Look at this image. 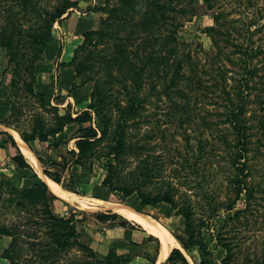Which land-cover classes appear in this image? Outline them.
<instances>
[{
    "label": "rangeland",
    "instance_id": "374dc122",
    "mask_svg": "<svg viewBox=\"0 0 264 264\" xmlns=\"http://www.w3.org/2000/svg\"><path fill=\"white\" fill-rule=\"evenodd\" d=\"M78 1L70 14L66 13L62 21L54 25V37L34 67V91L29 85L30 75L26 81L16 76L8 62L6 47L0 46V128L8 127L22 138L27 136L30 140L27 143L37 159L44 157L43 161L38 159V166L22 170L11 159L17 147H0V178H10L26 186L34 180L33 171L43 177L45 167H49L61 175L59 186L78 199L71 201L56 193L59 199L55 201V213L73 216L78 230L76 240L69 250L60 253L57 264H69L78 258L96 264L109 250H112V263L122 259L124 264H151L163 247L156 235L151 236L149 245L136 243L121 249L109 245L111 236L124 234L115 224L127 219L132 226L143 227L109 203H124L134 211L161 221L176 239L188 237L185 217L171 202L160 200L145 204L137 191L121 199L120 191H111L102 185L120 115L116 103L125 105L129 96L124 91L119 92L116 61L110 58L111 41L96 30L107 15L104 9L117 4L118 0ZM10 2L13 5L12 0ZM55 2L51 0L49 6ZM194 6L196 13L178 30L179 52L184 60L182 77L167 89V94L164 87L170 82L171 72L165 75L159 69L153 78L147 77L148 81L155 80V86L146 82L139 92L147 99L142 122L137 128H126L137 132L136 136L145 137L143 141L148 149L144 152L156 163V184L160 178L174 177L179 187L177 197L193 201L192 223L197 231L190 250L185 249L192 264L194 260H201L203 251L210 264H264L261 252L264 246V103L258 100L259 94L264 96V80L257 81L256 75L257 84H252L250 100L246 103L248 135L247 148L243 150L236 142L235 129L226 115L228 99L223 89L234 83L230 77L224 79L226 68L233 70L227 75L239 79L244 73L243 65L237 60V53H233L235 58L231 60L221 51L224 46V51L236 48L224 30L222 33L206 31L208 26L216 25L214 15H218L220 25L226 29L231 27L234 41L257 47L260 53L250 63L260 67L259 75L264 73V0H194ZM190 52L191 58L188 57ZM85 109L91 111L90 120L67 124L64 134L57 136L58 140L48 133L57 124L58 113L76 115ZM80 126H94L99 135L102 134L99 141L82 153L76 145L78 136L83 133ZM8 139V134L1 133L0 146ZM239 151L244 152L240 162L244 161L247 168L242 177L249 187L240 193L236 182L239 170L235 164ZM149 164L153 166L151 161ZM157 188L153 182L146 187L152 191ZM207 192L213 195V205L218 207L213 217H210L212 209ZM96 211L119 215L103 221L96 217ZM10 242V236H0V264H12L4 253ZM25 244L18 252L19 263L38 264L39 251ZM227 252L230 256L225 262Z\"/></svg>",
    "mask_w": 264,
    "mask_h": 264
},
{
    "label": "trees",
    "instance_id": "16d2710c",
    "mask_svg": "<svg viewBox=\"0 0 264 264\" xmlns=\"http://www.w3.org/2000/svg\"><path fill=\"white\" fill-rule=\"evenodd\" d=\"M3 1L0 0V14H2L0 18V46L6 47L8 62L13 66L16 76H20L26 81L30 75L29 85L34 91V67L54 37V25L57 21H62L66 13L70 14L79 1L56 0L51 7L49 6L51 0L45 3L41 0H12L13 5L10 4V0ZM102 9L104 8L102 7ZM104 11L107 12V15L96 32H99L102 37L108 36L111 41L109 43L113 52L110 58L116 61L115 77L120 86L119 92L124 91L129 97L125 105L119 101L116 103L120 115L117 118L116 130L108 152L111 159L106 164L102 185L111 191H120L121 199H126L137 191L141 196V201L145 204H155L160 200L173 203L185 217V228L188 234V237L178 236V239L185 249L190 250L191 241H194L197 231L192 223L193 201L190 198L180 199L177 197L179 187L175 185L174 177L166 178V180L160 178L156 184L154 181V177L157 176L154 172L156 163L144 152L145 149H148L143 141L145 137L143 135L136 136L137 132L128 131L126 127L137 128L142 122L144 101L147 99L145 94L139 95V92L146 82L155 86V80L149 79L150 81H148L147 77L153 78L159 69H162L165 75L171 72L170 82L165 83L164 87L166 94L167 89L171 85L177 84L182 77L181 70L184 60L183 55L179 52L178 30L182 28L186 20L196 13L194 0H118L117 4L106 7ZM214 19L216 25L208 26L206 31L216 30L222 33L224 30V33L228 35L229 42L234 43L236 48L224 51L225 46L222 48L218 45V47L222 48L221 51L227 54L226 58L231 60L235 58L232 57L233 53H237V60L243 65L244 73L239 79L234 75H227L233 70L230 67L226 68L224 79L230 77L234 83L230 84V88L224 86L223 89L228 99L227 118L231 120V126L235 129L237 144L244 150L247 148L246 137L248 135L246 103L250 100L252 84H257L254 81L256 75L258 74L257 81L260 78L264 80V73L259 75L260 67L252 66L250 63L260 51H257V47L252 44L245 45L243 42L234 41L231 27L228 26L226 29L225 26L220 25L218 15H214ZM184 54L186 55V53ZM188 57L191 58V52ZM199 80L202 79L199 78ZM199 85L202 86L201 83ZM262 91L264 92V87ZM41 96L45 100V96L43 94ZM258 100L264 103V96L259 94ZM91 118L90 109H85L76 115L71 112L58 113V122L48 130V133L56 135L69 123H83ZM79 130H83L76 140L80 153L87 151L93 143L102 138V134L99 135L94 126H80ZM0 132L7 133L13 145L17 146L12 134L4 130ZM23 138L27 142L30 141L25 135ZM243 156L244 152L239 151L235 158V164L239 170L236 174L238 193L243 189L249 190L242 177L246 174L245 169L247 168L244 161L240 162ZM11 158L19 169L32 168L20 148ZM39 159L43 161L44 157L39 156ZM150 161L153 166L149 164ZM186 162L188 161L186 160ZM188 164L191 167V163L188 162ZM44 172L56 182H61V175L52 172L49 167H45ZM31 177L34 180L26 186H20L10 178H0V236L11 237L10 245L4 250V253L6 257H10L12 264H20L18 252L27 243V246L39 251L38 255L41 260L38 261V264H40L39 262L45 264L46 261L48 264H57V259L61 256L60 253L66 249L69 250L76 240L78 230L75 219L73 216L68 217L55 213L54 205L59 196L50 189L46 180L38 172L33 171ZM152 182L158 187L155 191L146 189ZM206 198L212 209L210 217H213L216 215L218 207L213 205V195L207 192ZM229 206L232 207V204ZM95 213L96 217L103 221L116 219L119 215L112 211H96ZM119 224L132 226L127 219ZM36 246H41V248ZM111 251L109 250L107 256L96 264H104V262L124 264L122 259H117L112 263L110 261ZM261 252L264 258V246ZM228 254L230 253L227 252L223 259L225 262L226 258L230 256ZM171 261L191 264L179 247H174L167 260L161 264ZM155 262L156 258L152 259L151 264H155ZM69 264L93 263L87 259L78 258L72 259ZM195 264H210L206 252L203 251L201 260H196Z\"/></svg>",
    "mask_w": 264,
    "mask_h": 264
},
{
    "label": "bare ground",
    "instance_id": "6f19581e",
    "mask_svg": "<svg viewBox=\"0 0 264 264\" xmlns=\"http://www.w3.org/2000/svg\"><path fill=\"white\" fill-rule=\"evenodd\" d=\"M12 132H13L14 136L16 137L21 149L26 154V156L28 157L30 162L33 165L38 166L39 165V161L34 156L33 152L29 148L28 144L21 138V136L16 131L13 130ZM43 177L47 180L50 188L55 193H57L58 195L66 198L68 200L78 201V199L75 198V196L71 195V193L67 192V190L62 189L61 186H59V184H57L54 181H52L51 179H49V177H46L44 174H43ZM109 205L111 207H113L115 210H117L120 213H122L127 218L133 219V220H135L137 222H140L144 227L149 229L152 233L153 232L156 233L159 238L161 237V239L163 241L162 242L163 243V248H162V252H161L160 258H159V262L166 258V256L169 254V252L171 250V246H172L171 244L173 242V238L174 237L170 236L171 234L170 235L168 234L166 228L164 227L165 225L163 226L159 221H157V220H155V219H153L151 217L142 215L141 213H138L137 211L132 210L133 208L130 209L127 206H125V205H123L121 203L120 204H118V203H109Z\"/></svg>",
    "mask_w": 264,
    "mask_h": 264
},
{
    "label": "crops",
    "instance_id": "0c3cea01",
    "mask_svg": "<svg viewBox=\"0 0 264 264\" xmlns=\"http://www.w3.org/2000/svg\"><path fill=\"white\" fill-rule=\"evenodd\" d=\"M74 8V7H73ZM2 48V47H1ZM1 50V49H0ZM65 68H67V67H65ZM66 88V87H65ZM62 113V112H61ZM0 123H1V121H0ZM71 124V123H70ZM70 124H68V125H70ZM67 128V125L65 126V128L62 130V131H60V132H58L56 135H54L53 137L55 138H57L56 140H58V135L59 134H64V130ZM1 130H4V131H8L10 134H12L13 135V137L15 138V140H16V143H17V146L16 145H13V143H12V140L9 138L7 141H5L3 144V146H0L1 148H8V149H11V145H13V146H15V147H17V150H18V148H20L21 149V147H20V145H19V143H18V141H17V139H16V137L14 136V134H13V130L12 129H10V128H8V127H6V129H3V128H0V131ZM1 133H5V132H0V134ZM5 134H7V133H5ZM22 138V137H21ZM24 141H25V139L24 138H22ZM26 143H27V141H25ZM28 144V143H27ZM28 146H29V144H28ZM29 148H30V146H29ZM31 149V148H30ZM21 151L23 152V150L21 149ZM32 151V150H31ZM33 152V151H32ZM24 153V152H23ZM15 153H13L12 155H14ZM25 154V153H24ZM33 154H34V152H33ZM12 155H11V157H12ZM25 156H26V154H25ZM34 156H35V154H34ZM36 157V156H35ZM26 158H27V160L29 161V163L31 164V166H33V164L30 162V160L28 159V157L26 156ZM37 158V157H36ZM12 159V158H11ZM39 159V158H38ZM37 159V160H38ZM40 160V159H39ZM13 161V160H12ZM14 165L16 166V163L14 162ZM21 169H24V168H21ZM37 172V171H36ZM45 175V174H44ZM46 177H48L47 175H45ZM44 178V177H43ZM45 179V178H44ZM49 179H51L50 177H49ZM46 180V179H45ZM52 181H54L55 183H57V184H60V183H58V182H56L55 180H53V179H51ZM46 182H47V180H46ZM48 183V182H47ZM49 185V184H48ZM123 205H125L124 203H123ZM126 206V205H125ZM138 213H140V212H138ZM142 215H145V214H143V213H141ZM145 216H148V217H150L149 215H145ZM151 218H153V217H151ZM154 219V218H153ZM155 220H157V219H155ZM157 221H159V220H157ZM163 226H164V223H162L161 221H159ZM140 223V222H139ZM141 224V223H140ZM142 225V224H141ZM116 228H121L122 230H123V232H124V234L123 235H121V236H118V237H115V236H111V241H108L109 242V245H111V246H116V247H118V248H125L126 246H130V245H136V243H139L141 246L142 245H149V244H151V235L152 236H154V235H156V236H158L156 233H152L149 229H147L146 227H144L143 225V227L142 228H138V227H134V226H130V225H127V226H124V225H120V224H115L114 225ZM165 228H166V230H167V232H168V234L170 235L171 233H170V231L167 229V227H166V225L164 226ZM170 236H172L173 237V235L171 234ZM160 239V241L161 242H163L162 241V239H161V237L159 238ZM175 241V242H174ZM174 243V244H173ZM172 246H174V247H179L184 253H185V247L182 245V243H181V241L180 240H177L175 237L173 238V242H172V244H171ZM179 245V246H178ZM171 246V248H174V247H172ZM163 248V247H162ZM171 251H172V249L170 250V252H169V254L171 253ZM161 252H162V249H161ZM161 252H160V255H161ZM169 254L166 256V258L165 259H163L162 261H160L159 262V258H160V255H159V257H157L156 258V261H158V262H156L155 264H161L162 262H164V261H166L167 260V258H168V256H169ZM186 254V253H185ZM186 256H187V254H186ZM188 257V256H187ZM188 259H189V257H188ZM190 260V259H189ZM180 262V261H179ZM190 262H191V260H190ZM194 263H195V261H194ZM182 264V263H181ZM192 264V263H191Z\"/></svg>",
    "mask_w": 264,
    "mask_h": 264
}]
</instances>
